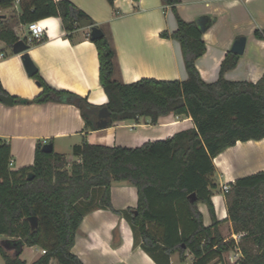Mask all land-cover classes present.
I'll list each match as a JSON object with an SVG mask.
<instances>
[{"label":"trees","instance_id":"16d2710c","mask_svg":"<svg viewBox=\"0 0 264 264\" xmlns=\"http://www.w3.org/2000/svg\"><path fill=\"white\" fill-rule=\"evenodd\" d=\"M15 1L0 0V8H10ZM108 1L114 4V0ZM163 2L171 6L177 28L163 31L161 36L179 43L187 79L144 77L132 83L115 79L116 50L105 35L94 40L100 83L108 95L106 106L113 122L150 117L156 123L164 115L175 114L192 117L194 127L133 147L84 140L74 145L78 161L72 164L64 154L43 151L45 143L40 140L34 164L17 170L11 168L10 143L0 139V235L5 237L0 240V254L5 264H25L20 259L24 245H39L46 250L34 264H48L52 257L60 264H84L72 247L84 215L97 208L127 215L136 245L159 264H170L160 257L169 260L175 252L184 261L187 251L194 256L193 264H229L224 254L235 248L242 254L237 263L264 264V170L237 178L226 193L228 219L233 231L240 234L238 243L233 238L225 240L221 234L212 201L213 190L218 188L213 178L214 158L238 141L264 138V74L256 83L226 79L225 72L235 68L240 59L230 50L217 80L205 81L196 60L206 52L203 34L214 17L187 21L177 11L180 0ZM19 5L22 23L58 16L68 32L83 26V22L96 25L70 0H19ZM254 36L264 39V30L256 28ZM0 38L9 46L19 40L8 27L0 29ZM33 77L43 91L27 103L56 100L74 104L87 127L97 129L100 108L87 97L52 88L39 72ZM0 93L10 95L1 81ZM12 97L15 103L23 100ZM116 181H129L137 187L136 209L125 212L113 207L111 186ZM192 193H196L195 202L189 199ZM199 202L209 208L213 219L209 226L204 224ZM31 216L38 218L36 230H32Z\"/></svg>","mask_w":264,"mask_h":264},{"label":"crops","instance_id":"0c3cea01","mask_svg":"<svg viewBox=\"0 0 264 264\" xmlns=\"http://www.w3.org/2000/svg\"><path fill=\"white\" fill-rule=\"evenodd\" d=\"M70 1L87 13L111 40L116 50L115 79L123 83L144 77L187 79L179 43L161 36L163 31L173 32L177 28L176 16L163 0H114V4L108 0ZM176 8L187 21L206 15L214 17L213 24L203 34L206 52L196 60L205 81L217 80L222 61L240 35L247 38L244 53L240 54L237 66L226 71L224 77L256 83L263 76L264 39L256 38L254 31L256 28L264 30V0H180ZM14 10L16 13L11 15L10 11ZM0 13L4 15L0 29L11 28L19 40H26L29 29L27 23L20 21L19 2L15 1L10 8H0ZM40 21L45 24L46 32L42 39L29 43L26 52L42 78L54 89L87 97L100 109L106 106L109 99L100 83L99 55L90 38V27L81 26L68 32L58 16ZM23 30L27 31L24 37ZM12 47L0 38V81L10 95L23 99L12 105L0 100V139L10 143L13 170L34 164L36 145L40 140L52 142L54 150L63 154L67 140H74L73 147L84 140L133 147L166 139L194 127L192 117L168 114L156 123L150 117H140L139 120L115 121L103 129H91L74 104L56 100L27 103L26 100L40 95L43 87L27 73L22 58L24 53H14ZM214 164L218 188L213 190L212 201L220 222L219 229L225 240L233 238L238 243L240 234L233 231L232 221L228 219L223 185L264 170V138L238 141L219 153ZM138 200L135 185L129 181L113 182L111 201L116 210L136 209ZM198 207L204 224L211 225L213 219L207 204L199 202ZM4 238L0 235V240ZM5 248L14 253V249ZM43 250L39 245H24L20 259L25 264H34L45 254ZM72 252L84 264H159L142 246L136 245L127 215L106 208H97L84 215ZM185 256L186 259L181 261L179 253L175 252L169 260L163 255L160 259L163 263L193 264L194 256L189 251ZM241 256L239 248L224 254L225 261L231 264H240L237 260ZM0 259V264H5L1 254ZM48 264L60 262L52 257Z\"/></svg>","mask_w":264,"mask_h":264},{"label":"water","instance_id":"95a60500","mask_svg":"<svg viewBox=\"0 0 264 264\" xmlns=\"http://www.w3.org/2000/svg\"><path fill=\"white\" fill-rule=\"evenodd\" d=\"M4 18V15L0 13V19ZM84 27H90V38L91 40L99 39L105 36V32L102 28L96 25H92L90 22H83ZM246 41L247 38L244 35H240L236 38L233 46L232 51H234L237 54L244 53L245 47H246ZM29 43L25 39H20L17 42L13 44L12 50L14 53H24L22 58L24 61L25 68L27 70V73L30 76L35 75L38 72V68L33 63V61L30 59L28 53L26 52L29 48ZM0 100L3 102L12 105L14 103V99L10 95H5L0 93ZM99 120L97 121L96 126L99 129L107 128L112 122L111 118V112L107 106H103L99 110ZM43 151L45 152H52L54 150V144L52 142H46L43 147ZM33 173L30 172L29 178L32 179ZM189 199L191 202H195L197 200L196 193H192L189 195ZM32 230H36L38 227V218L37 216H31L29 218Z\"/></svg>","mask_w":264,"mask_h":264},{"label":"built area","instance_id":"2783aa9c","mask_svg":"<svg viewBox=\"0 0 264 264\" xmlns=\"http://www.w3.org/2000/svg\"><path fill=\"white\" fill-rule=\"evenodd\" d=\"M17 2H19V0H16ZM28 29H29V34L26 38V41L28 43H33V42H36L40 39H42V37L44 36L45 32H46V26L45 24L40 21V20H37V21H32V22H29L28 24ZM2 56V55H0ZM47 141L45 140L44 143H46ZM12 164V162H11ZM231 189V184L230 183H226L223 185V191L225 193H228ZM239 239V237H238ZM44 253L46 252V250L44 249L43 250Z\"/></svg>","mask_w":264,"mask_h":264},{"label":"rangeland","instance_id":"374dc122","mask_svg":"<svg viewBox=\"0 0 264 264\" xmlns=\"http://www.w3.org/2000/svg\"><path fill=\"white\" fill-rule=\"evenodd\" d=\"M13 13H16L15 10L14 11H10V14L13 15ZM22 37H24L25 35H27V31H22ZM74 143V140H67L66 142V146L65 149L63 150V154L65 155V157L67 158V160L69 161L70 164H72L74 161H78V158L75 157L74 153H73V146H71V143ZM261 160V159H260ZM214 180L215 179V175L213 176ZM0 262H2V260L0 259ZM231 264V263H229Z\"/></svg>","mask_w":264,"mask_h":264},{"label":"bare ground","instance_id":"6f19581e","mask_svg":"<svg viewBox=\"0 0 264 264\" xmlns=\"http://www.w3.org/2000/svg\"><path fill=\"white\" fill-rule=\"evenodd\" d=\"M172 132H173V130L170 133H172Z\"/></svg>","mask_w":264,"mask_h":264}]
</instances>
